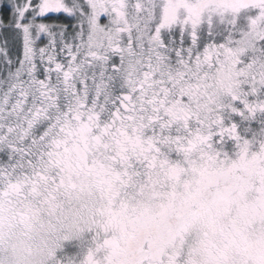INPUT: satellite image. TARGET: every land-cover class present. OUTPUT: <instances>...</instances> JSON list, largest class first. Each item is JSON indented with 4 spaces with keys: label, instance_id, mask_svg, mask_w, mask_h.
I'll list each match as a JSON object with an SVG mask.
<instances>
[{
    "label": "snow or ice",
    "instance_id": "1",
    "mask_svg": "<svg viewBox=\"0 0 264 264\" xmlns=\"http://www.w3.org/2000/svg\"><path fill=\"white\" fill-rule=\"evenodd\" d=\"M0 264H264V0H0Z\"/></svg>",
    "mask_w": 264,
    "mask_h": 264
}]
</instances>
